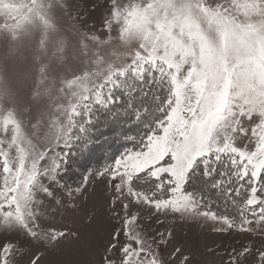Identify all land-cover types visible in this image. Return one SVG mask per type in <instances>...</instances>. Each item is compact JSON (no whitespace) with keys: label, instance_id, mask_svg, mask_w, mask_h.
I'll return each mask as SVG.
<instances>
[{"label":"snow or ice","instance_id":"snow-or-ice-1","mask_svg":"<svg viewBox=\"0 0 264 264\" xmlns=\"http://www.w3.org/2000/svg\"><path fill=\"white\" fill-rule=\"evenodd\" d=\"M100 8L106 36L87 28ZM101 138L122 148L95 170L107 204L82 228L54 226L93 175L65 183L71 159ZM143 208L222 221L255 237L224 264H264V0H0V264H62L50 253L91 246L105 214L121 227L86 264H205L195 248L165 260Z\"/></svg>","mask_w":264,"mask_h":264},{"label":"rangeland","instance_id":"rangeland-1","mask_svg":"<svg viewBox=\"0 0 264 264\" xmlns=\"http://www.w3.org/2000/svg\"><path fill=\"white\" fill-rule=\"evenodd\" d=\"M103 2L104 0H99L100 4H103ZM103 15L104 9H98L88 20V30H95L99 35L106 36L107 34L102 30ZM115 35L117 33L114 30L113 36ZM101 51L106 56L114 58L112 53L116 52L118 54L122 51V47L118 41H114L112 45L104 46ZM102 131L109 137L113 135L111 128L103 129ZM106 152H108V145L101 138L100 143H93L83 154L73 157L74 159L72 160L75 161L71 160L72 163L69 165V171L64 176V180L71 181L72 174H74L73 177H76V175L79 176L80 173H84V170H81L82 165L94 162L96 160L94 157ZM106 164L108 163L106 162ZM92 173L93 175L89 177L88 190L80 200L81 207L68 211L62 216H57L55 220L50 221L54 226H67L74 229L82 228L86 223V215L90 209L94 206H99L101 203L107 204L110 195L107 180L104 177L95 175V172ZM87 174V172L84 173V175ZM201 192L210 195L209 199L214 205L218 204L226 207L225 199L218 191L213 190V193H210L208 188H201ZM229 207L232 210H236L231 205L227 206V208ZM150 213V209H141V218L137 223L142 226L140 230L148 238L155 237L159 239L158 233H165L167 243L159 246V250L165 260L168 259L169 254L176 247H181L184 249H197L200 253L198 259H203L205 264H224L227 254L233 248L240 249L242 245H249L255 239V237H249L238 230L227 229L222 221H214L202 216H181L171 212L167 214ZM119 227H121L119 219L105 214L101 225L91 230V246L81 242L66 241L54 252L50 253L48 259L50 261H60L62 264H86L87 261L99 257L103 244L108 238V233ZM169 233L171 234L170 236L167 235ZM210 249L214 250L215 254L209 251Z\"/></svg>","mask_w":264,"mask_h":264},{"label":"trees","instance_id":"trees-1","mask_svg":"<svg viewBox=\"0 0 264 264\" xmlns=\"http://www.w3.org/2000/svg\"><path fill=\"white\" fill-rule=\"evenodd\" d=\"M103 120H104V117H103V114H101V124H103ZM102 130H103V128L101 129V131ZM107 145H108V143H107ZM118 151H122V148L119 144H115L111 148H109V146H108V152L102 154L103 156L100 154V155L94 157V159H96V160L92 163L82 165L81 170H84L83 171L84 173L86 172V170H91L92 172H95L96 169L103 170V167H104V165H106V162L109 163L110 157ZM72 159H74V158H72ZM72 161H75V160H72ZM84 173H80L79 176L82 175L80 177L78 175H76V177H73L74 174H72L71 181L64 180V182L69 184V185H72V186L80 184L81 178L84 176ZM188 187H189V190H192V188H195L198 193L201 192V187L198 183H193V184L189 185ZM208 191L210 193H213L212 192L213 190L211 188H208ZM203 196H204L205 203L208 204L212 208V210L216 211L218 214H220V215L227 214V215H231V216H236V210H234V209L232 210L230 207L229 208L222 207V206H219L218 204L214 205L211 202V200L209 199L210 195H206L205 193H203Z\"/></svg>","mask_w":264,"mask_h":264}]
</instances>
